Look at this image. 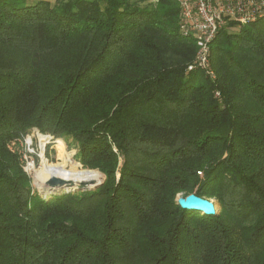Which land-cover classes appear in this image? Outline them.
<instances>
[{
    "label": "trees",
    "instance_id": "1",
    "mask_svg": "<svg viewBox=\"0 0 264 264\" xmlns=\"http://www.w3.org/2000/svg\"><path fill=\"white\" fill-rule=\"evenodd\" d=\"M179 13L0 0V264H264V16L219 29L214 77L190 78ZM32 129L71 139L103 183L40 194L18 149Z\"/></svg>",
    "mask_w": 264,
    "mask_h": 264
},
{
    "label": "built area",
    "instance_id": "2",
    "mask_svg": "<svg viewBox=\"0 0 264 264\" xmlns=\"http://www.w3.org/2000/svg\"><path fill=\"white\" fill-rule=\"evenodd\" d=\"M180 9V30L193 35L197 51L188 71L200 70L214 77L210 64V43L217 31L228 23L238 26L264 16V0H176ZM39 136L52 139L48 134ZM48 142V141H47Z\"/></svg>",
    "mask_w": 264,
    "mask_h": 264
},
{
    "label": "rangeland",
    "instance_id": "3",
    "mask_svg": "<svg viewBox=\"0 0 264 264\" xmlns=\"http://www.w3.org/2000/svg\"><path fill=\"white\" fill-rule=\"evenodd\" d=\"M200 74H202V71L196 70L190 75V78H193ZM39 134H43V133L39 132L36 129H32L29 133H27L23 137L22 141L18 145V149L21 154L23 169L31 177V183L34 189H36L38 192L41 191L43 193L42 194L41 192H39L40 194L44 196H49L50 194L53 193L52 190H48V189L47 190L44 189L45 192L44 190L42 191L41 185H39L36 179V170L38 169L39 163L41 162V157H40L41 151H43V157H44L42 162L44 163L47 169H52L56 166H59L69 174H74V175H78L81 171H87V170L93 171L98 175L100 174L99 181L100 180L104 181L105 179L104 174L101 171H99L97 168L88 169L80 166L81 164L75 158V154L77 152V146L71 139L64 140L63 138H53L50 135L52 139H47L48 142L45 143L43 150H41L38 141ZM55 147L59 148V153ZM180 197H185V196L183 195V193H178L177 199ZM207 200L213 203L215 207V211L218 213L219 204L217 200L214 198H209V199L207 198Z\"/></svg>",
    "mask_w": 264,
    "mask_h": 264
},
{
    "label": "water",
    "instance_id": "4",
    "mask_svg": "<svg viewBox=\"0 0 264 264\" xmlns=\"http://www.w3.org/2000/svg\"><path fill=\"white\" fill-rule=\"evenodd\" d=\"M102 182H103L102 180H100L99 182L86 181V180L75 182L74 180L71 179H65L57 176H50L45 181L41 182L40 185L42 191L44 189L45 190L48 189V190H52L54 193V192H63V191L70 192V191L94 190L98 188L102 184ZM177 203L184 209H194L206 214H217L212 202H210L205 198L198 197L195 194H189L185 197H180L177 199Z\"/></svg>",
    "mask_w": 264,
    "mask_h": 264
},
{
    "label": "bare ground",
    "instance_id": "5",
    "mask_svg": "<svg viewBox=\"0 0 264 264\" xmlns=\"http://www.w3.org/2000/svg\"><path fill=\"white\" fill-rule=\"evenodd\" d=\"M38 141L41 150H43V147L47 142V137L39 136ZM40 157H41V162L39 163L38 169L36 170V179L39 185L41 184V182L45 181L50 176H57L65 179H71L74 180L75 182H79L82 180L99 182L100 174L98 175L93 171H88V170L81 171L78 175H74V174H69L59 166H56L52 169H47L44 163L42 162L44 158L43 151L40 152Z\"/></svg>",
    "mask_w": 264,
    "mask_h": 264
},
{
    "label": "crops",
    "instance_id": "6",
    "mask_svg": "<svg viewBox=\"0 0 264 264\" xmlns=\"http://www.w3.org/2000/svg\"><path fill=\"white\" fill-rule=\"evenodd\" d=\"M47 1H50V2H52V0H47Z\"/></svg>",
    "mask_w": 264,
    "mask_h": 264
}]
</instances>
